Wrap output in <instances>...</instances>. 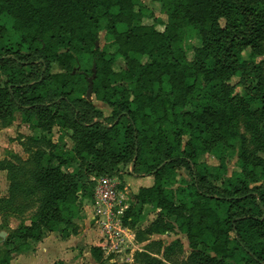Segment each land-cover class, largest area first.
<instances>
[{"label": "trees", "instance_id": "obj_1", "mask_svg": "<svg viewBox=\"0 0 264 264\" xmlns=\"http://www.w3.org/2000/svg\"><path fill=\"white\" fill-rule=\"evenodd\" d=\"M3 14L17 40L6 41L10 30L0 22V119L21 113L43 133L34 137L38 141L49 140L55 125L69 128L72 146L64 151L52 145L43 153L36 181L47 195L36 217L6 237L0 264H9L17 249L8 248L12 241H39L45 232L71 225L81 200L93 195L90 175L113 176L130 165L126 175L150 176L152 183L133 193L125 224L131 225L130 216L135 223L145 207L159 209L147 231L161 234L179 222L192 264H264V159L260 175L251 177L254 165L241 149L239 171L223 186L210 182L207 165L198 163L207 149H229L235 136L237 100L227 77L237 75L264 121L262 67L240 52L257 49L264 34V16L252 0H180L163 30L143 22L138 0H0ZM185 27L201 38L191 60L183 46ZM102 29L114 51L97 46ZM116 55L123 57L122 67H115ZM52 62L62 71L53 72ZM89 86L109 113L86 99ZM182 135L187 139L181 143ZM261 137L264 144V129ZM181 170L189 179H177ZM90 254L104 259L98 246ZM141 257L144 264H162L146 253Z\"/></svg>", "mask_w": 264, "mask_h": 264}, {"label": "rangeland", "instance_id": "obj_2", "mask_svg": "<svg viewBox=\"0 0 264 264\" xmlns=\"http://www.w3.org/2000/svg\"><path fill=\"white\" fill-rule=\"evenodd\" d=\"M138 1L145 11L143 22H155V27L158 30H163L169 21V14L174 5L180 0ZM252 1L264 16V0ZM0 22L10 30L6 41L15 43L17 37L11 33V19L3 14L0 17ZM220 23L224 25L225 20L221 18ZM117 28L125 29L120 25ZM196 31L197 29L188 27L183 30V46L187 50V60H191L194 49L201 46V38L195 34ZM111 39L112 37L107 31L102 29L98 32L97 46L100 48L106 46L108 51H114L116 46L110 45ZM240 52L244 59L253 60L261 65L262 79L264 80V34L257 49L245 48ZM115 59L116 68L124 65L121 55H116ZM207 64L211 67L213 59H208ZM51 69L53 72L62 71L55 62L51 63ZM2 77L4 81L5 76ZM201 82L204 83L207 80L201 79ZM225 83L228 85L231 95L237 100V116L233 124L235 136L231 140L232 144L229 149L228 147H219L215 149L216 152H213V149H207L198 157V163L208 167L209 181L219 186L224 185V178L230 176L233 171H239L237 155L241 149L254 165L251 177L260 175V167L264 159V144L261 137L264 121L256 115L259 105L247 102L244 89L238 83L237 75L227 77ZM164 87L169 88L166 81H164ZM90 100L96 107H101L106 114L110 112V108L105 103L101 104L93 97ZM71 133L69 128L55 125L52 127L49 140L46 141L44 138L45 141H38L34 137L39 138L43 133L31 129L21 113L14 112L11 117L0 119V257L6 249L3 243L6 237L17 226L29 224L31 219L36 217L47 195V188L36 181L41 166L46 163L43 153L48 152L52 145H55L57 149L68 151L72 146ZM45 137L47 136L45 135ZM186 139L187 136L182 135L181 143ZM233 148L234 151L228 154ZM51 163L52 166L57 165L55 160ZM61 170L65 172L71 169L63 167ZM118 174L113 176L116 181L122 182L123 174H121V180L117 178ZM98 177L90 175V181H93L92 187ZM182 178L189 179L187 171L177 172V179ZM124 179L130 180V175L124 174ZM128 187L130 190H134L136 184L130 183ZM176 187L177 185L173 188ZM118 190L123 195L124 190L121 188ZM92 196L81 200L79 215L72 220L71 225H60L53 232L47 231L39 241H12L8 248L16 247L17 249L12 250L9 264H144L143 257H141L143 253L159 259L162 264H192L191 249L184 237L185 234L179 228V222L174 223L172 233L157 234L147 231L151 221L157 217L158 212L155 211L147 217L140 215L135 223L131 221L133 220L132 216L128 217L127 221H130L132 228L129 237L126 236L123 242L118 243L114 252H104V259H93L87 253V247L91 248L97 245L104 233L102 226H97L94 212L91 210ZM101 216L105 218L104 213ZM71 237L79 238L80 242L79 245L71 246L73 253H69L68 258L64 255L65 253L52 251L51 246H55L54 248L58 251H63L60 246L63 247L67 244L61 245L63 243L61 241ZM69 248L68 246L67 249Z\"/></svg>", "mask_w": 264, "mask_h": 264}, {"label": "built area", "instance_id": "obj_3", "mask_svg": "<svg viewBox=\"0 0 264 264\" xmlns=\"http://www.w3.org/2000/svg\"><path fill=\"white\" fill-rule=\"evenodd\" d=\"M95 181L93 203L90 206L97 226H102L104 233L96 246L106 253L114 252L116 245L131 233V227L123 221L125 211L129 208L130 197L127 192L123 191L122 195L118 190L115 176H99ZM102 213L105 218H102Z\"/></svg>", "mask_w": 264, "mask_h": 264}, {"label": "crops", "instance_id": "obj_4", "mask_svg": "<svg viewBox=\"0 0 264 264\" xmlns=\"http://www.w3.org/2000/svg\"><path fill=\"white\" fill-rule=\"evenodd\" d=\"M97 102H99V101H97ZM99 103H101V104H103V102H99ZM98 108H100L101 110H103L101 107H98ZM131 169V165L129 166V168H127V169H124L123 170V172H121L120 174H118V177L117 178H119L120 180H121V174H126V173H128L127 171L128 170H130ZM130 180H125L124 179V175H123V178H122V182L121 181H118L117 182V184H118V188H121L122 190H124L125 192H127L128 193V195H129V200H128V202H129V207L131 206V203H132V201L134 200L133 199V193H135L136 192V190H137V188L139 187V186H149L151 183H152V178L150 177V176H145V177H137V176H130ZM120 182V183H119ZM130 183H133V184H136V187L134 188V190L132 189V190H130L129 189V184ZM132 200V201H131ZM153 211H155V212H158L159 211V209H152V208H150V207H145L144 208V214H142V215H145L146 217L148 216V215H150V214H152V212ZM152 222V221H151ZM131 231H132V228H131ZM172 231L173 230H171V231H167L166 233H172ZM51 232H53V231H51ZM184 237L186 238V236L184 235ZM79 238H80V236H79ZM79 238H76V237H71V238H67V239H65L64 241H61V242H63L61 245H63V244H67V245H64L63 247H61L60 246V248H63V251L62 250H57V249H55L54 247L55 246H51V248H52V251L53 252H59V253H65L64 255L68 258V254L70 253V254H72L73 253V251H72V248H71V246H74V245H79V242H80V240H79ZM187 239V238H186ZM188 241V240H187ZM68 246L70 247L69 249H67L68 248ZM96 246V245H95ZM189 246V245H188ZM87 253L89 254V255H91L90 254V247L88 246L87 247Z\"/></svg>", "mask_w": 264, "mask_h": 264}, {"label": "water", "instance_id": "obj_5", "mask_svg": "<svg viewBox=\"0 0 264 264\" xmlns=\"http://www.w3.org/2000/svg\"><path fill=\"white\" fill-rule=\"evenodd\" d=\"M86 99L90 100L91 99V86H89L87 94H86Z\"/></svg>", "mask_w": 264, "mask_h": 264}]
</instances>
